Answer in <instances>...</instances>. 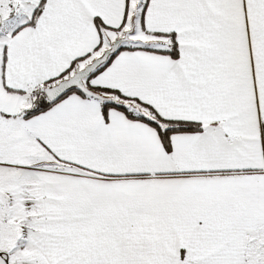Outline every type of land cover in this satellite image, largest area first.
Returning a JSON list of instances; mask_svg holds the SVG:
<instances>
[{
	"label": "snow or ice",
	"instance_id": "1",
	"mask_svg": "<svg viewBox=\"0 0 264 264\" xmlns=\"http://www.w3.org/2000/svg\"><path fill=\"white\" fill-rule=\"evenodd\" d=\"M0 264H264V0H0Z\"/></svg>",
	"mask_w": 264,
	"mask_h": 264
}]
</instances>
